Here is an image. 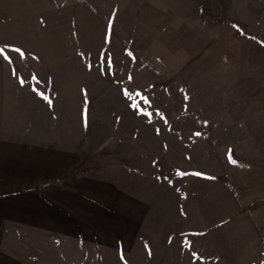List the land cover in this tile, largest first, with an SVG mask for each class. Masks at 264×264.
Segmentation results:
<instances>
[{
	"label": "rangeland",
	"instance_id": "rangeland-1",
	"mask_svg": "<svg viewBox=\"0 0 264 264\" xmlns=\"http://www.w3.org/2000/svg\"><path fill=\"white\" fill-rule=\"evenodd\" d=\"M0 47L22 118L148 203L126 250L13 225L22 264H264V0H0Z\"/></svg>",
	"mask_w": 264,
	"mask_h": 264
},
{
	"label": "crops",
	"instance_id": "crops-1",
	"mask_svg": "<svg viewBox=\"0 0 264 264\" xmlns=\"http://www.w3.org/2000/svg\"><path fill=\"white\" fill-rule=\"evenodd\" d=\"M10 76L0 56V264H22L7 245L13 225L59 240L130 249L145 220L146 200L109 178L78 173L76 150L57 143L85 138L68 127L40 132V124L23 119L18 106L26 107L27 99L18 96Z\"/></svg>",
	"mask_w": 264,
	"mask_h": 264
},
{
	"label": "snow or ice",
	"instance_id": "snow-or-ice-1",
	"mask_svg": "<svg viewBox=\"0 0 264 264\" xmlns=\"http://www.w3.org/2000/svg\"><path fill=\"white\" fill-rule=\"evenodd\" d=\"M4 51H5V49L3 47H0V54H3ZM15 51L20 52L19 49H15ZM5 58H7V57H5ZM109 65H110V61H109ZM125 94L127 95L128 93L126 92ZM138 95H139V93H138ZM45 99H47V98L45 97ZM145 102L147 103L146 98H145ZM133 106L136 107V105H133ZM85 119H86V113H85ZM196 175H200V174L197 173Z\"/></svg>",
	"mask_w": 264,
	"mask_h": 264
}]
</instances>
